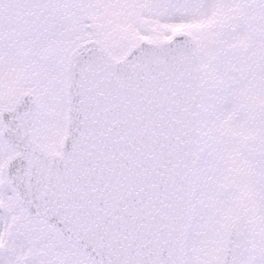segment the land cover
Masks as SVG:
<instances>
[{
	"label": "snow or ice",
	"instance_id": "snow-or-ice-1",
	"mask_svg": "<svg viewBox=\"0 0 264 264\" xmlns=\"http://www.w3.org/2000/svg\"><path fill=\"white\" fill-rule=\"evenodd\" d=\"M0 264H264V0H0Z\"/></svg>",
	"mask_w": 264,
	"mask_h": 264
}]
</instances>
